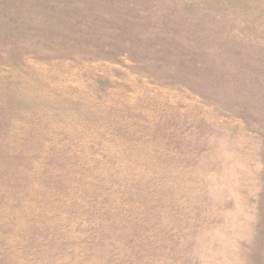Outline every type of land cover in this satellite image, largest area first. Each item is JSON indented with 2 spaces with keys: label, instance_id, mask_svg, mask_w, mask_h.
<instances>
[{
  "label": "rangeland",
  "instance_id": "1",
  "mask_svg": "<svg viewBox=\"0 0 264 264\" xmlns=\"http://www.w3.org/2000/svg\"><path fill=\"white\" fill-rule=\"evenodd\" d=\"M0 264H264V0H0Z\"/></svg>",
  "mask_w": 264,
  "mask_h": 264
}]
</instances>
